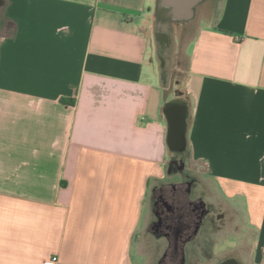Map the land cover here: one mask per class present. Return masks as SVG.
<instances>
[{"label":"crops","instance_id":"obj_1","mask_svg":"<svg viewBox=\"0 0 264 264\" xmlns=\"http://www.w3.org/2000/svg\"><path fill=\"white\" fill-rule=\"evenodd\" d=\"M196 175L264 264V0H0V264H157L153 186Z\"/></svg>","mask_w":264,"mask_h":264},{"label":"flooded vegetation","instance_id":"obj_2","mask_svg":"<svg viewBox=\"0 0 264 264\" xmlns=\"http://www.w3.org/2000/svg\"><path fill=\"white\" fill-rule=\"evenodd\" d=\"M199 184L197 178L186 177L179 183L153 186L151 220L146 231L158 241H167L157 264H187L191 247L209 244L210 236L206 233L211 231L227 235L225 240L234 247L217 264H236L248 253L245 223L220 202H211L206 194L198 192Z\"/></svg>","mask_w":264,"mask_h":264},{"label":"rangeland","instance_id":"obj_3","mask_svg":"<svg viewBox=\"0 0 264 264\" xmlns=\"http://www.w3.org/2000/svg\"><path fill=\"white\" fill-rule=\"evenodd\" d=\"M192 25V23L191 22H189V23H186V24H183V25H177V28L178 29H176L175 31H173V33L174 34H177L178 36L179 35H181V37L182 38H184L185 37V33H187V35L189 34L188 32H189V26H191ZM180 32H181V34H180ZM174 34H172V36H174ZM189 36V35H188ZM169 64H170V62H169ZM188 173H189V175L190 176H192L193 175V173H194V171H192V170H190V171H188ZM198 175H196V177H197ZM174 180H179V178L178 177H174ZM197 180H198V182L200 183L199 185H198V189H197V191L198 192H202L203 194H206V197L208 198V196L211 194V191H212V189H211V185L210 184H207V183H203L198 177H197ZM195 193H196V191H195ZM214 202V201H213ZM147 229H145L143 232H142V236H141V240H140V245H141V253H145L146 252V246H145V238H146V236L148 235V233H147V231H146ZM149 241H153V248L155 249V258H159L160 257V255L162 254V251L164 250V248L162 249L161 248V245L159 244L158 245V242H157V244H155L156 242H155V240L154 239H152V238H150L149 239ZM158 245V246H157ZM156 246V247H155ZM161 248V249H160ZM206 254V253H205ZM246 256L248 255V253H244ZM156 259V260H157ZM136 260L137 261H143V260H145V258L143 259L142 257H136Z\"/></svg>","mask_w":264,"mask_h":264},{"label":"water","instance_id":"obj_4","mask_svg":"<svg viewBox=\"0 0 264 264\" xmlns=\"http://www.w3.org/2000/svg\"><path fill=\"white\" fill-rule=\"evenodd\" d=\"M181 11L191 13L192 8L199 0H171Z\"/></svg>","mask_w":264,"mask_h":264},{"label":"built area","instance_id":"obj_5","mask_svg":"<svg viewBox=\"0 0 264 264\" xmlns=\"http://www.w3.org/2000/svg\"><path fill=\"white\" fill-rule=\"evenodd\" d=\"M54 260H56V259H54Z\"/></svg>","mask_w":264,"mask_h":264}]
</instances>
